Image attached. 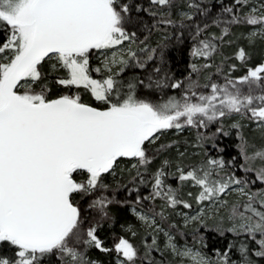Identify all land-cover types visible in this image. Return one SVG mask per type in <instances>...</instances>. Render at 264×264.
<instances>
[{
    "label": "snow or ice",
    "instance_id": "6c2138e0",
    "mask_svg": "<svg viewBox=\"0 0 264 264\" xmlns=\"http://www.w3.org/2000/svg\"><path fill=\"white\" fill-rule=\"evenodd\" d=\"M173 38L202 61L179 79ZM185 127L189 163L179 140L161 142ZM232 133L225 157L217 136ZM125 187L135 198L117 200ZM113 203L139 227L107 246ZM200 226L233 239L209 256ZM93 248L115 264H264V0H0V264H103Z\"/></svg>",
    "mask_w": 264,
    "mask_h": 264
},
{
    "label": "trees",
    "instance_id": "16d2710c",
    "mask_svg": "<svg viewBox=\"0 0 264 264\" xmlns=\"http://www.w3.org/2000/svg\"><path fill=\"white\" fill-rule=\"evenodd\" d=\"M225 2H227V0H225ZM210 30H214V29H210ZM158 39V36L156 34L153 35L152 37V43H155L156 40ZM174 39L173 41L169 42L170 43V47L166 50V58L168 63L166 64V67L169 68V70L173 73V75L175 76V78L179 79L182 75H187V72L189 71L188 69V64L190 62H202L200 60H195L190 56L189 53V49L191 47V40L189 38H186L184 40V42L182 44H175L174 43ZM260 44L259 42L257 43V45L254 48L253 51V55H252V60L255 62L258 59L257 56V50L260 49ZM94 50V49H93ZM93 50L92 53H93ZM227 53V50H225ZM219 54H217L216 57H214V63L218 62L219 60ZM237 63H239L238 61H235ZM90 65L92 67V75L94 76L95 72L93 70V62H92V56L90 57ZM246 69L241 66L240 69H238L237 71L234 72V75H241L243 74V71H245ZM133 71L132 68H129L124 75L127 76L129 75L131 72ZM207 71H214V69H207ZM215 78V77H214ZM52 90L53 92L56 91V85L53 84L52 85ZM82 92L84 93V99L85 100H89V99H94V98H90L89 94L84 91L83 89H81ZM168 93L170 94L173 91H177V90H173L170 87L168 88ZM141 93H143V89H141ZM156 95H159V93H156ZM236 117H233V119H235ZM215 127V124H213L208 131H211L212 128ZM176 131V129H171L170 131H168L165 134V137L161 139V142H165V140H179L180 141V150L184 151L185 148H187V152L188 155L185 156L184 158V162L185 163H189L192 161H197L200 159V157L198 155H192L189 156L192 152H196L197 149H195L192 146H188L187 144H185V138H188L189 140L193 139L196 135V129L193 128H188L185 127L182 131L180 132H176L175 134H173ZM201 131H204V129H201ZM249 132V134H252V130L248 129L247 130ZM170 136V137H169ZM217 144H219L222 148H223V152L219 153L225 157H230L232 155L235 154L236 149H235V145L237 143V139L235 137V133H232L229 136H224L223 134H220L217 136ZM207 147L209 148L210 152L215 155L217 154V150L212 147L211 144L207 145ZM175 153H176V147H172L169 152L165 153V155L169 156L170 158H175ZM123 161V165H127L128 164V159H123L121 160ZM160 164V159H156L155 161L152 162V164L150 165L152 168L157 167ZM117 178H119V171H117ZM107 179L109 181H111V175H109L107 177ZM169 182L171 183H175V180L170 179ZM149 191V188L147 186H142L141 188V194H143L144 192ZM185 192L190 191V189L185 188L184 190ZM194 191V190H193ZM135 192L128 194V189L127 187L123 188V189H117V200L119 199H128V200H132L135 198ZM90 199V197H89ZM84 203H87V200L84 201ZM160 201H157V204H159ZM110 214L115 216V221L112 224H109L107 222H105L102 227L99 229V234L101 236V238L104 240L105 244L107 246H110L112 244V235L113 233L116 234H123V229H122V225L124 224H132L135 226H139V222L137 221L136 217L128 210V206H124L121 205L119 203H113L111 206V210H110ZM174 219H178L175 216H173ZM211 223V221L209 222ZM187 236L186 237H178V240L180 241V243H184L185 239L187 240V242L189 244L193 243V233L191 230V227H189L187 230ZM199 233L203 234V240L200 241L199 244H197L196 246L201 248V251L206 253L209 256H215V249H223L224 247L228 246V241L233 239L232 234L231 233H224L221 234L220 232L216 231V229L214 227H205V226H200L199 227ZM197 233V235L199 234ZM130 235V234H129ZM135 241L137 243H139L140 241V237H136ZM142 251V249H141ZM156 255H159V253H154ZM90 255L93 258L99 259L103 262V264H115V255L116 253L114 251H110V252H103L99 249H95L93 248L90 251ZM238 257V253L235 252V250H233V259H236ZM137 264H140L139 260H137Z\"/></svg>",
    "mask_w": 264,
    "mask_h": 264
},
{
    "label": "rangeland",
    "instance_id": "374dc122",
    "mask_svg": "<svg viewBox=\"0 0 264 264\" xmlns=\"http://www.w3.org/2000/svg\"><path fill=\"white\" fill-rule=\"evenodd\" d=\"M101 61H102V56H101V53L99 50H93V53H92V62H93V70L95 72L94 76H97L99 77V73H97L95 71V67L98 65V64H101ZM177 131H175L173 134H175ZM170 137V136H169ZM191 154L192 153H195L194 151L190 152ZM189 155V156H192V155ZM120 164L123 165V161H120ZM128 164H131V160L128 161ZM187 188V187H186ZM187 189H190V191H195V189H192V188H187ZM181 208H183V206H181ZM185 211L187 209H184ZM177 218V217H176ZM139 227V226H138ZM115 258H116V255H115Z\"/></svg>",
    "mask_w": 264,
    "mask_h": 264
}]
</instances>
